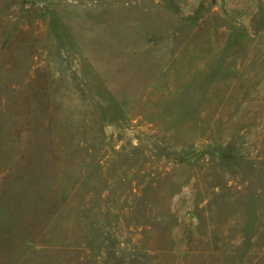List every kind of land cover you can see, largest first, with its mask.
<instances>
[{"label":"rangeland","instance_id":"obj_1","mask_svg":"<svg viewBox=\"0 0 264 264\" xmlns=\"http://www.w3.org/2000/svg\"><path fill=\"white\" fill-rule=\"evenodd\" d=\"M0 264H264V0H0Z\"/></svg>","mask_w":264,"mask_h":264}]
</instances>
